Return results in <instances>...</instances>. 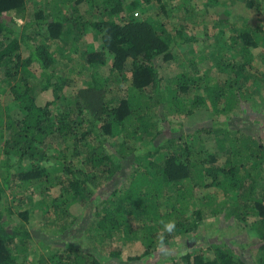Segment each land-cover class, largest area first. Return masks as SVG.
Wrapping results in <instances>:
<instances>
[{
  "label": "trees",
  "instance_id": "obj_1",
  "mask_svg": "<svg viewBox=\"0 0 264 264\" xmlns=\"http://www.w3.org/2000/svg\"><path fill=\"white\" fill-rule=\"evenodd\" d=\"M26 1L0 0V73L7 78L18 76L16 82L10 86V94L12 101L25 112L19 122L8 117L3 119L0 109V134L5 128L9 131V136L4 139V158L0 164L4 169L0 178V264H30L24 255L31 236L22 222L28 221L30 210L22 204L23 198L30 199L35 191H39L43 196L41 200L46 202V194L59 186L60 194L53 197L51 203L66 212L79 200L83 191L90 188V181H95V177L104 184L118 176L122 167L121 158L127 157L133 149L128 146L129 141L135 136L142 142L145 141L144 133L139 132V128L152 104L158 108L160 117L163 118L158 61L168 60L172 49L171 43L161 38L152 24L144 19L137 20L130 12L131 8L138 7L140 12H136L137 15L144 13L150 0H142V4L141 0H108L103 1L102 6L97 0H55V9L62 10L72 5L71 10L74 12H77V5L86 3L88 6L90 3V11L96 12L102 20L81 21L70 14L64 17H47L36 13L32 20L20 26L14 13H21ZM114 19L118 21L114 22ZM67 24L74 30L81 27L84 33L89 28L101 32V50H87V65L93 67L97 75L98 70L95 67L101 62L96 63L95 59L99 57L102 61L105 51L111 54V68L119 77L126 78L124 80L120 77L118 80L121 92L119 97L105 99L101 85L83 88L75 96L62 97L63 76H58L51 66L50 55L41 46L29 44L27 37L32 27L55 40ZM240 35L244 44L259 45L264 51V29L255 27ZM193 39L185 38L182 41ZM173 43L180 42L175 40ZM22 44L28 51L25 58L19 51ZM73 49L76 51L75 46ZM33 62H37L45 71L46 89L51 90L49 99L43 105L37 104L27 77L31 75ZM53 78L55 81L51 83ZM175 83L179 94L184 93L190 85L184 78L180 82V76L175 79ZM228 88L227 96L222 99V108L219 110L214 103L216 113L229 114L232 111L237 89L230 86ZM59 99L64 102L57 105L56 101ZM198 99L196 97V100L187 102L179 95L177 102L183 106L184 114H189L194 107L201 104ZM213 124L222 126L225 122L215 119ZM233 132L230 138L229 163L227 161L224 166H213L208 174L217 187L231 194L230 201L235 206L225 211L211 195L206 197V205L211 208L212 215L221 214L233 221L254 218L262 233L260 243L250 250V244H232L229 239L211 240L208 248L213 250L212 259H202L200 255H196L185 264H264V193L256 195L248 191L238 198V192L241 186H245L246 178L253 184L264 178V136L255 137L240 129ZM153 147L157 149L155 145ZM180 149L181 147L170 150L168 154L158 151L157 164L137 170L124 189L120 192L117 188L111 191V195L116 194V198L109 205L96 207V213H102V217L95 223L100 230L99 240L102 245L106 238L111 242L114 235L133 232L132 224L158 222L167 226L163 234H159L157 246L169 244L177 235L196 230V221L191 224L192 228H185L189 220L183 216L180 218L179 214L185 212V207L175 205L190 192V183L193 180L204 185L205 171L198 168L197 158L187 160V154L183 155ZM83 151H86L89 172H85L83 168L62 164L61 173H57L58 161L65 158L77 160ZM146 155H152L151 151H147ZM251 158L252 162L248 167ZM111 163H115L113 167H109ZM169 185L175 186L173 188L179 191L178 194L174 190L170 191L171 188L167 187ZM17 199L19 203L9 205L10 200ZM163 205L171 206L172 210L162 214ZM12 215L18 216L19 221L12 222ZM175 217L179 220H175ZM153 238L149 237L146 247H152ZM110 248V251H115L110 253L112 255L121 251L116 246ZM53 249L56 252L48 257L51 264H101L96 257L82 249L60 245H54ZM153 250L154 247L149 251ZM247 252L249 256H245ZM145 255L143 252L139 258ZM41 256L42 260L36 264H46V258L43 254ZM250 256L252 262L249 260Z\"/></svg>",
  "mask_w": 264,
  "mask_h": 264
},
{
  "label": "rangeland",
  "instance_id": "obj_2",
  "mask_svg": "<svg viewBox=\"0 0 264 264\" xmlns=\"http://www.w3.org/2000/svg\"><path fill=\"white\" fill-rule=\"evenodd\" d=\"M54 1L27 0L23 11L14 13L16 22L23 26L32 20L36 13L47 17H64L70 14L71 17L76 16L81 21L102 20L96 12L90 11L88 7L90 3L88 6L86 3L77 5V12H74L71 10L72 5L62 10L55 9ZM97 1L102 6L103 1L108 0ZM130 12L137 20L144 19L152 24L159 36L172 46L170 58L158 61L163 97L161 113L164 119L160 117L158 108L152 104L139 128V132L144 133L145 141L137 139V136L129 141L128 146L133 149H129L130 153L127 157L121 158L122 167L118 171V176L112 181H105L107 183L104 184L95 177V181H90V188L83 191L79 200L66 212L51 203L52 198L60 194L59 186L46 194V202L41 200L43 196L39 191H35L30 199L23 198L22 204L30 210L28 221H22L31 236L24 255L30 264L42 260L41 254L47 260L45 263L51 264L48 257L56 252L53 249L54 245L82 249L96 257L101 264H185L196 255H200L202 259H212L213 250L208 248V244L212 243L211 240L228 241L229 239L232 244H250V250L260 243L262 233L255 224L254 218L233 221L221 214L212 215L211 208L206 205V197L213 196L225 211L233 209L235 204L230 201V193L217 187L208 172L213 166H224L227 163L233 131L240 129L255 137L264 136V51L259 45L244 44L240 35L242 32L248 33L255 27L264 29V0H218V2L150 0L144 13L137 15L136 12H140L138 7L131 8ZM117 21L114 19V22ZM80 28L74 30L70 25H64L57 39L52 40L44 32L36 31L31 27L27 39L29 44L41 46L50 55L51 66L58 76H63L62 97L75 96L83 88H95L97 85L102 86L100 88L105 99L119 97L121 92L118 80L121 76L119 77L111 68L112 55L105 51L102 54V61L99 57L95 59L96 63L101 62L95 67L98 70L97 75L95 69L87 65V50H101L99 49L102 46L101 32L89 28V31L84 33ZM191 37L194 38L191 41H182ZM175 40L180 43H173ZM26 48L23 44L19 48L23 58L28 56ZM31 65L28 81L37 104L43 105L49 99L51 92L46 89V73L37 62ZM3 76L5 75L0 73V109L3 119L8 117L13 121L21 122L25 112L12 101L10 94V86L16 82L18 76L10 78ZM179 76L180 82L184 78L190 83L182 94H179L175 83V79ZM121 78L126 80L125 77ZM53 81L55 78L51 79V83ZM229 86L237 89L234 93L232 111L229 114L216 113L214 103L219 110L222 108V99L227 96ZM179 95L187 102L198 97V102L201 104L194 107L191 113L184 114L183 106L177 102ZM63 102L64 100L59 99L56 104L60 105ZM215 119L225 122V125H214ZM8 133L5 128L0 134V164L4 158L2 147L4 139L9 136ZM153 145L157 149H154ZM178 147H181L180 152L183 155L187 154L185 156L187 160L197 158L198 168L205 171L204 185L199 184L198 180H193L190 183L192 186L190 192H187V196L175 205V207L181 205L185 207V212H179L180 218L183 216L189 220L185 228H192L191 224L196 221L198 222L196 230L185 232V235H177L169 244L157 246V238L159 234H163L167 226L158 222L132 224L133 232L114 235L111 242L106 238L102 245L99 240L100 230L95 226L102 213L98 211L96 213V207L109 205L110 201L116 198V194L111 195V191L115 188L118 192L124 189L129 178L137 170L157 164L158 151L168 154L170 150ZM147 151H151L152 155H146ZM68 153L71 154V151ZM78 158L58 161L57 173H61L62 164L83 168L85 172H89L86 151H83ZM211 158L214 160L212 161ZM251 162L252 158L248 167ZM114 164H109V167H113ZM3 171L0 166V178ZM167 187L171 188L170 191H176L173 188L175 186ZM248 191L251 194H263L264 178L254 184L246 178V184L240 187L238 198L243 197ZM176 192L178 194L179 191ZM178 197L180 198V194ZM16 203H19L18 199L10 200L9 205ZM170 209L172 210L171 206L163 205L161 213L167 214ZM11 220L16 223L19 218L12 215ZM175 220L179 218L175 217ZM149 237H154L153 251H149L151 246L146 247ZM112 246L120 248L121 251L118 254H110L115 252L110 251ZM143 252L146 255L139 258ZM248 254L247 252L245 256H249ZM249 260L252 262L251 256Z\"/></svg>",
  "mask_w": 264,
  "mask_h": 264
}]
</instances>
